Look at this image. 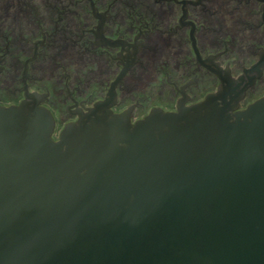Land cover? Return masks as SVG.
Returning <instances> with one entry per match:
<instances>
[{"label": "water", "instance_id": "water-1", "mask_svg": "<svg viewBox=\"0 0 264 264\" xmlns=\"http://www.w3.org/2000/svg\"><path fill=\"white\" fill-rule=\"evenodd\" d=\"M136 124L0 106V264H264V96Z\"/></svg>", "mask_w": 264, "mask_h": 264}, {"label": "flooded vegetation", "instance_id": "flooded-vegetation-1", "mask_svg": "<svg viewBox=\"0 0 264 264\" xmlns=\"http://www.w3.org/2000/svg\"><path fill=\"white\" fill-rule=\"evenodd\" d=\"M225 88L264 96V0H0V106L31 101L52 137L102 106L131 124Z\"/></svg>", "mask_w": 264, "mask_h": 264}]
</instances>
